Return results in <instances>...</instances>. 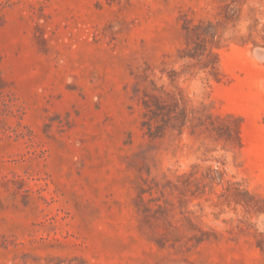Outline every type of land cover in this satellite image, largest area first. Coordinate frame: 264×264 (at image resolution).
<instances>
[{"label":"rangeland","instance_id":"obj_1","mask_svg":"<svg viewBox=\"0 0 264 264\" xmlns=\"http://www.w3.org/2000/svg\"><path fill=\"white\" fill-rule=\"evenodd\" d=\"M0 264H264V0H0Z\"/></svg>","mask_w":264,"mask_h":264}]
</instances>
